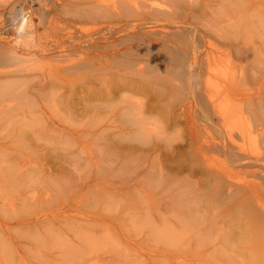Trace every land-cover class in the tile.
<instances>
[{
  "label": "bare ground",
  "instance_id": "bare-ground-1",
  "mask_svg": "<svg viewBox=\"0 0 264 264\" xmlns=\"http://www.w3.org/2000/svg\"><path fill=\"white\" fill-rule=\"evenodd\" d=\"M161 1L70 2L68 4L75 11L71 16L79 17L82 23L83 20H87L85 21L87 24L86 22L89 23L87 18L96 20V17L102 15L104 18L105 16L111 18L106 21L102 16L105 21L102 19L103 26L99 23L101 29H96L97 27L94 29L95 25L92 26L93 31L98 30L95 34H89L92 30L88 28L89 32L86 28L88 34L83 31L84 35L80 33L81 35L76 34L78 35L76 37L73 30H71L73 34L71 32L67 34L63 30L62 33H65L66 37L60 35V31H57L60 36L55 35L56 32L53 30L51 33L57 38L49 44H35L36 39L32 42L33 39L31 40L29 36L33 44L24 41L27 47L21 51L19 50L21 47L7 40L10 38L8 32H0V131H3L0 133V139L23 136L28 140L30 138L31 141L33 137L30 136L40 134L42 129L35 128L38 127L37 119L27 114L23 107L22 99L25 97L36 99L38 92L52 88L56 93L68 91L74 97H80L76 99L71 96L73 103L84 98L89 118L87 136L91 140L88 166L91 169H102L104 173H112L115 169L124 170L123 168L133 172L136 178H131L132 183L120 181L122 186L127 185V191L143 189L139 190L143 192L144 188L157 190L153 196L143 197H146V203L153 205L159 215L158 218L154 220L150 218L148 221L155 222L156 227H152L153 225L151 227L159 236L165 235L166 239L175 238L173 231L177 228L173 230L174 224L173 229L169 226L175 219H178L176 221L181 224L184 234L196 232L198 235L200 232L197 231L201 229L202 222L206 219L202 205H206L208 187L214 186L217 192L215 203L234 201V208L237 211H231L227 218L234 222V226L241 221L246 224L244 238L247 242L237 251L244 252L247 264H250L248 261L253 262L252 264H264V249L258 250L259 241H264V0H238L234 7L232 5L234 0L228 1L232 9L229 7L225 13L222 12L225 15H221L223 26H219L221 21L218 19L220 23L217 26L221 30L216 32L217 21L210 16L211 13L215 14L213 12L215 0H163L167 5L165 3L162 5ZM7 2L11 3V0H0V4L5 7L8 5ZM31 4L24 0L18 7H15L16 3L13 4L15 8L9 4L10 9L5 10L6 17L9 20L13 18L12 22L7 21L20 33L23 32L21 26L25 28L26 25L25 33L31 34L32 31L28 33L27 29L33 27L35 20L30 17L35 15L37 19H43L47 16V9L43 10L46 6L42 7L43 4H40L42 7L40 10L39 7H31ZM59 5L60 11L70 13L69 6L65 8V3ZM52 17L50 18L56 23L58 18L54 15ZM207 18L210 23L205 22ZM43 21L40 22L44 23ZM69 22L73 26L76 24ZM79 22L77 23L81 24ZM61 24L62 22L59 25ZM224 25L229 30L225 29ZM56 27L58 26L55 25ZM8 28L9 26L6 30L9 31ZM202 41L205 43L201 44ZM62 46L63 52L55 53V49ZM77 51H85L88 57L86 55L82 60H71L69 56ZM50 59L53 63L48 62ZM44 64L55 68V73L47 75L42 68ZM64 72L77 75L66 84L67 90H64L61 79ZM217 74L225 79L217 82ZM70 106L74 109L72 104ZM76 111L75 109L74 112ZM74 112L71 111L72 120L77 117ZM20 126L22 129H18L17 133L14 129ZM58 133L63 135V131ZM113 147L118 152L116 165L110 163ZM21 166L26 170L27 166L24 164ZM36 168L38 170V167ZM241 168H245L247 176L243 175L245 173ZM236 169L237 172L241 170L239 171L241 175L247 178L240 177L237 172L236 174ZM40 171L38 173L42 172ZM29 172L31 171L26 173ZM51 174L48 173L47 176ZM42 175H45V172ZM35 182L38 183V180ZM39 182L42 184V181ZM116 184L118 183H112ZM198 189L200 191H196ZM191 204H195L198 210L202 207L193 225L190 216L185 215L183 211L186 207H192ZM141 208L144 207L139 208L142 212ZM140 210L135 211L137 214L134 213L133 224L136 223L137 226L143 221ZM5 215L3 214V217ZM227 218L224 217V220H228ZM161 222L165 224L164 227L163 225L160 227ZM34 223L38 226L37 224L41 222L36 220ZM223 228L224 223L220 230ZM259 232L263 233V236ZM178 233L179 231L176 236L179 237ZM59 234L66 235L62 232ZM247 234H251L252 240H248ZM256 234L259 237L257 236L258 241L254 244ZM63 237L62 244L66 241L70 244L72 237L70 240L65 238V243ZM248 243L258 245L257 249L249 250ZM261 245L264 247V242Z\"/></svg>",
  "mask_w": 264,
  "mask_h": 264
},
{
  "label": "rangeland",
  "instance_id": "rangeland-1",
  "mask_svg": "<svg viewBox=\"0 0 264 264\" xmlns=\"http://www.w3.org/2000/svg\"><path fill=\"white\" fill-rule=\"evenodd\" d=\"M19 1L20 0H11V3H6V5L8 4L7 7H5L3 4H0V18H2L0 19V32H8L10 38H8L7 40H9L11 44L15 43L17 44V46L21 47L19 49L20 51L23 50L22 48H25L27 43L30 42V45L33 44H31L30 39H33L32 42H34V40L36 39L34 42L35 44H49L55 41V39L57 38L55 35H59L60 33V35L63 34V36L67 37L65 33H72L71 30H73V33L77 37L78 35H81L80 33L84 35L83 31H86L85 34H88L90 30H92L89 34H95L98 30H94L95 32L93 31L92 26L94 25V29L96 27V29H101V27L103 26L102 19L104 18V15H102L103 18L102 16H99L98 18L96 17V20L95 18H87L89 20V23L86 22L87 24H85V21L87 20H83L84 22L82 23V20L79 17L78 18L81 20V22H79L80 20L77 17H72L75 11L73 10V7H71V5H69L68 3L77 1L81 2L82 0H48L49 2L46 0H27L29 4L32 3L31 7H39L40 10L42 9V7L46 6L45 8H43V10L47 9V16L43 17V19L39 17V19H37V16L35 15L33 17H30L35 20L33 23V27H28L29 29H27L28 33L32 31L31 34L29 33V35L25 33L26 30L24 31V29H26L27 27L25 24V28L23 25L21 26L23 27V32L20 33L15 29V26L13 27L11 23L13 21V18L12 20H9L5 15L7 13L6 11H8L7 9H10L9 4H11L12 7V5L16 3L17 5H15V7H18V5H20L24 0H21V3H17ZM225 1L227 2H224V0L214 1L215 10L213 12L215 14L211 13L210 16L211 18L213 17L212 19L215 22L217 21V23H215V32L221 30L219 28L223 26L221 21V15L223 14L222 12L225 13L226 8H231L232 5L234 7L238 3V0H234L235 3L233 0ZM228 1H233V4L229 6ZM54 2H56L58 5L56 3L54 4ZM161 2L160 3L162 5L163 3L167 5L166 2H163V0ZM52 3L54 7L52 6ZM60 3H65V8L69 6L71 14H65L68 12L63 13L62 11H60ZM221 3L223 5H220ZM40 4H43V6L40 7ZM49 6L53 7V9ZM168 6L170 7V5ZM15 7L13 5V8ZM47 7H49L51 11ZM50 12L52 15H54V17L58 18V20L57 18H54V20H57L56 23L53 22V19H51L53 17ZM214 15H219L220 17L217 18L218 16L215 17ZM223 16L225 15L223 14ZM107 18L105 16L104 19L107 21L111 17L107 16ZM201 18H203L202 15ZM208 18L209 20L211 19L209 16ZM208 18L205 22L210 23L211 21H208ZM48 19L50 20L48 21ZM218 19L221 21V23ZM7 20L11 22H8ZM38 20H44V23ZM65 20H69L76 24L73 26L69 21L66 22ZM61 22L63 24H61L62 27H60L61 25H59ZM68 22L71 25H68L70 29L67 26V24H69ZM77 22L81 24H78ZM99 23H101L102 26ZM218 23H220L221 25H219ZM217 24L220 27L217 26ZM55 25L60 28H55ZM2 26H4V28ZM8 26L9 31L6 30ZM80 26L82 27L80 28L81 30L79 29ZM75 27L76 29L74 30ZM32 28H34L35 31ZM86 28L90 29H88L89 32L85 30ZM53 30L54 33L56 32L55 35L51 33ZM57 31H60V33L58 34ZM62 31L65 33H62ZM12 33H14L15 35L13 34L12 36ZM52 37H54V39ZM12 40L14 41L12 42ZM22 41L23 43H21ZM24 41L27 42L26 45L24 44ZM204 43V41L201 42V44ZM62 49L64 50L63 46L60 49H55V53L63 52ZM88 49L89 48H87V51ZM86 55L88 57V54H86L85 51H77L73 52L69 57L71 60L78 61L82 60ZM52 59L47 61H52L53 63ZM42 68L47 75H51L52 72L55 73L56 71L55 68L48 66V64H44ZM40 70L39 72L43 71ZM223 73L224 72H222V75ZM222 75H220L221 77L218 76V74L217 77L215 76L219 80H217V82H221L225 79L222 77ZM76 77L77 75H71L69 74V72L63 73V78L61 79L63 80L62 83L64 85V90H67L66 88H68V85L66 84L74 80ZM65 79H69L70 81L68 80L67 82V80ZM217 82L215 79V83ZM68 96L74 97V95H71L68 91H66L65 93H56L52 88H46L38 92V95H36V99L28 97L23 98V107L27 114L32 115L37 119L36 121L38 127L35 128L42 129L40 134L30 136L33 137V139L31 138V141L30 138L28 140L23 136H15L13 138L2 137V140L0 139V238L4 237L2 238V241H0V264H247V257L244 252L237 251L239 248H243V246H245L246 244L245 242H247L244 238L246 224L244 223V221H241L240 224H236L234 226V222L230 221L227 218L229 217L228 214L231 211H237V209L234 208V201L228 200L218 204L215 203V193L217 192H215L214 186L208 187L206 193L207 196L205 197L206 205H202L203 212L205 213L204 218L206 219L204 222H202L203 224L201 226V229L197 231L200 232L199 234L201 236H199V234L197 235L196 232L184 234V229H182L181 224L176 221L178 219H175L169 225L172 228V225L174 224V229L172 228L173 230L177 228L176 231H173L175 233V238L166 239L165 235L159 236V233L157 234V232H155L152 228L156 227L155 222H151V220H154V218H158L159 215L156 213L153 205L150 206L149 203H146V197L153 196V194L157 190H145L144 188L143 192H139V190L143 189L127 191V185L122 186L123 184H120V181H122L121 183H124L123 181L132 183L133 179L131 178H136L133 172L123 168L127 173L122 169H119L120 171L115 169L112 173H104L102 169H91L88 166L91 140L87 136V126L89 118L86 114V100H84L83 98V100H77L75 103H73L72 97L69 98ZM74 98L77 99L80 97L75 96ZM70 103L72 104L74 109H71ZM75 109L77 110L76 112H74ZM71 111L77 114V117L74 120H72ZM18 129L21 130L22 126L14 130L17 131ZM58 131H63V135H60ZM2 132L0 131V133ZM116 141L117 140H115V142ZM98 143L99 142H97V145ZM11 144L12 146L9 147V145ZM5 145H7L6 147L8 148H6ZM104 148L102 150H104ZM113 148L111 150V153L110 151L108 152L112 154L110 163L116 165L118 161V152L116 148ZM22 164H24V166L25 164H27V167L31 164V166L28 168L25 166V169L31 172L26 173L27 171L24 170V168L21 166ZM38 165L40 167L42 166V168L40 169ZM36 167H38V170ZM241 169L243 171L245 168ZM39 170H41L42 172L40 171L41 173H38ZM239 171L241 172V170ZM239 171L237 172L236 169L235 173L237 172L238 175L240 174V177H245L243 175L247 176L246 170L243 171L245 174H243L242 172L243 175H241ZM36 172L39 175H37ZM43 172H45V175H42ZM48 173L52 174L47 176ZM31 175H33V177H31ZM238 175L236 176L239 177ZM39 176H41V179L39 178ZM35 177L37 178L35 179ZM32 178L34 179V181ZM36 180H38V183L35 182ZM39 181H42V184ZM112 183H118L119 185H112ZM196 191H200V189ZM145 195L146 197L144 198L143 196ZM11 205H13V207ZM191 205L193 206L186 207L183 209V211L185 215L187 214L190 216V222L191 225H193L197 218V215L201 213L202 207L198 210L195 204ZM23 206H25V208L27 209H25ZM140 207H144V211L141 208V212V210L139 209ZM239 207L241 208V205H239ZM28 209L30 210V212ZM136 209L138 211L140 210V213H142L143 215V221H140V223H138V226L136 225V223L133 224V221H135L134 216L135 214H137ZM150 209H152L153 211ZM3 214H6L5 217H3ZM7 216H9L10 218ZM45 217L47 220H51L47 221ZM72 217L79 222L76 223V221ZM224 217H226L228 220L225 221ZM150 218L153 219L148 222ZM11 219H13V222L11 221ZM145 219L148 220L145 221ZM36 220L39 221V223L41 222V225H34V222H36ZM5 222H7L9 226H7V224L5 225ZM141 223L142 225H140ZM143 223H150V225L144 224V226ZM223 223L224 228L220 230V226ZM58 225L61 228L58 227ZM164 225L165 224L161 222L160 227H164ZM6 226L8 229L6 228ZM71 226L72 228H70ZM197 227L195 229H197ZM215 228L217 229L216 231ZM205 229L206 233H204ZM209 229L211 230L208 231ZM63 230L65 233L63 232ZM178 231L179 233H182H178V235H180L179 237L176 236V233ZM61 232L62 234L66 235L59 234ZM249 232L250 229L248 230V233ZM257 234L255 238L257 240L253 239L254 244H256V241H258ZM262 234L260 233L261 236H263ZM194 235H196L197 238ZM247 235L248 240H252L253 237H251L249 234ZM57 236H59V239L57 238ZM202 236L203 238H201ZM236 236L238 238H236ZM61 237L64 238V243L66 241L65 238L70 240V237H72V240H70V244L68 241H66L65 244H62L63 240L61 239ZM43 239L46 242L43 241ZM60 240L61 242H59ZM177 240L178 242H176ZM260 242L261 241H259V246L248 243L247 247L249 248V250H251V248L255 250L257 249V246L258 250L261 248L264 249V247H262L261 245L264 241H262L261 243ZM37 251H39L40 253H38ZM11 252L14 254H12ZM260 253H263V251ZM7 254L9 257L7 256ZM233 254H235V256L240 254V256L234 257ZM248 262L250 264L253 263L251 261Z\"/></svg>",
  "mask_w": 264,
  "mask_h": 264
}]
</instances>
